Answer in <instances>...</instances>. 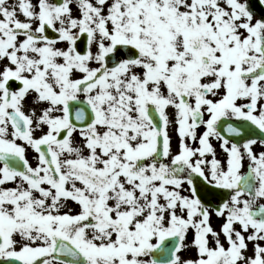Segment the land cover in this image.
<instances>
[{
	"label": "snow or ice",
	"instance_id": "snow-or-ice-1",
	"mask_svg": "<svg viewBox=\"0 0 264 264\" xmlns=\"http://www.w3.org/2000/svg\"><path fill=\"white\" fill-rule=\"evenodd\" d=\"M0 264H264V0H0Z\"/></svg>",
	"mask_w": 264,
	"mask_h": 264
}]
</instances>
